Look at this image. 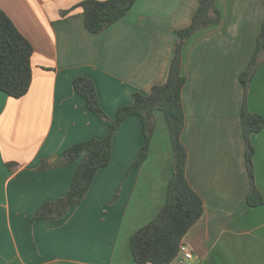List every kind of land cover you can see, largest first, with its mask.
<instances>
[{"label":"crops","instance_id":"obj_1","mask_svg":"<svg viewBox=\"0 0 264 264\" xmlns=\"http://www.w3.org/2000/svg\"><path fill=\"white\" fill-rule=\"evenodd\" d=\"M82 0H0L31 42L32 77L14 98L0 91V264H136L130 236L161 210L171 177L172 149L164 115L154 112L148 155L131 166L144 143L138 115L112 138L110 162L95 173L80 203L59 218L33 219L46 200L66 194L76 162L50 169L64 149L103 137L107 123L73 87L84 75L113 118L165 81L176 31L190 23L199 0H136L99 33L89 32ZM217 24L196 31L182 50L185 175L204 211L181 242L191 264H264V204L249 206V178L240 113V73L255 50L264 0H215ZM253 74L246 107L264 119V55ZM249 141L254 183L264 200V125ZM168 264H182L177 258Z\"/></svg>","mask_w":264,"mask_h":264},{"label":"trees","instance_id":"obj_2","mask_svg":"<svg viewBox=\"0 0 264 264\" xmlns=\"http://www.w3.org/2000/svg\"><path fill=\"white\" fill-rule=\"evenodd\" d=\"M136 0H82L62 15L67 16L75 7L81 8L86 29L99 33L121 19ZM220 14L215 0H199L198 8L188 26L176 31L179 40L169 64L166 79L145 92L133 93L132 102L120 105L115 116L110 118L101 107L94 82L79 75L73 79L75 91L84 98L87 108L107 123L103 137H91L67 146L62 156L53 163L44 162L40 169L67 165L76 162L70 186L65 195L42 202L33 219L59 218L68 209L81 202L88 191L97 170L108 165L114 132L132 115H138L142 123L144 143L131 166L140 165L147 157L150 139L155 127L154 112L163 113L172 149L171 177L168 182L165 202L156 217L139 227L130 236V249L136 264H168L177 257L183 235L202 216L204 206L200 196L191 188L185 175L187 151L181 140L184 127L182 88L186 78L182 74V50L185 42L199 29L217 24ZM31 42L18 30L6 12L0 7V91L8 96H23L31 82ZM264 55V21L256 38L255 50L246 68L240 73L242 85V108L240 120L245 141V166L249 189L245 202L249 206L264 204L254 183V148L249 141L253 132L264 125L261 115L249 111L246 96L250 80Z\"/></svg>","mask_w":264,"mask_h":264},{"label":"built area","instance_id":"obj_3","mask_svg":"<svg viewBox=\"0 0 264 264\" xmlns=\"http://www.w3.org/2000/svg\"><path fill=\"white\" fill-rule=\"evenodd\" d=\"M192 257H193L192 252L188 249V247L186 246V244H184L183 242H181L179 244V247H178V254H177V257L176 258L182 264H191Z\"/></svg>","mask_w":264,"mask_h":264}]
</instances>
